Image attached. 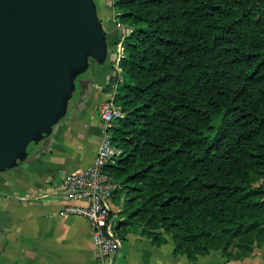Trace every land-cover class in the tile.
I'll use <instances>...</instances> for the list:
<instances>
[{
  "label": "trees",
  "instance_id": "obj_1",
  "mask_svg": "<svg viewBox=\"0 0 264 264\" xmlns=\"http://www.w3.org/2000/svg\"><path fill=\"white\" fill-rule=\"evenodd\" d=\"M112 6L129 28L105 166L118 235L169 237L191 264L249 256L264 247V0Z\"/></svg>",
  "mask_w": 264,
  "mask_h": 264
},
{
  "label": "crops",
  "instance_id": "obj_2",
  "mask_svg": "<svg viewBox=\"0 0 264 264\" xmlns=\"http://www.w3.org/2000/svg\"><path fill=\"white\" fill-rule=\"evenodd\" d=\"M107 66L89 61L76 81L66 115L41 140L25 162L0 172V264H96L95 246L84 216L63 213L66 200L60 172L89 166L98 149L101 126L99 102L105 97ZM113 204V215L119 210ZM116 264H191L173 254L169 237L155 244L129 231L121 238ZM264 264V247L255 246L244 258L225 260L220 250L200 255L196 264Z\"/></svg>",
  "mask_w": 264,
  "mask_h": 264
},
{
  "label": "water",
  "instance_id": "obj_3",
  "mask_svg": "<svg viewBox=\"0 0 264 264\" xmlns=\"http://www.w3.org/2000/svg\"><path fill=\"white\" fill-rule=\"evenodd\" d=\"M107 46L94 0H0V172L52 133Z\"/></svg>",
  "mask_w": 264,
  "mask_h": 264
},
{
  "label": "built area",
  "instance_id": "obj_4",
  "mask_svg": "<svg viewBox=\"0 0 264 264\" xmlns=\"http://www.w3.org/2000/svg\"><path fill=\"white\" fill-rule=\"evenodd\" d=\"M116 26L117 38L107 46L105 63L107 76L105 97L98 105V118L101 126V137L98 149L91 164L83 169L71 172H60L61 185L66 200L84 199L85 205L65 204L63 213L84 216L90 229L91 240L95 246L96 264H116L115 256L121 246V237L116 230V219L113 215V193L121 188L106 170L119 154V149L112 142L109 128L113 122L123 116L120 106L115 101L118 86L123 81L119 65L123 56V39L129 28L115 16L112 20Z\"/></svg>",
  "mask_w": 264,
  "mask_h": 264
},
{
  "label": "rangeland",
  "instance_id": "obj_5",
  "mask_svg": "<svg viewBox=\"0 0 264 264\" xmlns=\"http://www.w3.org/2000/svg\"><path fill=\"white\" fill-rule=\"evenodd\" d=\"M94 1L96 4L98 17L101 21L103 29L106 32L107 41L109 42L108 44H111L117 38V37H115L116 33H114L116 30V26L113 24V22L111 20H112L113 16H115L116 13H118V11H117V9H115L112 6L113 0H94ZM90 62H93V60H90ZM97 66L99 68L100 67L103 68L104 66H107V65L104 62L103 64H97ZM123 116H124V113H123ZM112 201L114 204L116 203L115 199H112ZM116 201L118 203V207L120 208V206L122 205V197L116 198Z\"/></svg>",
  "mask_w": 264,
  "mask_h": 264
}]
</instances>
